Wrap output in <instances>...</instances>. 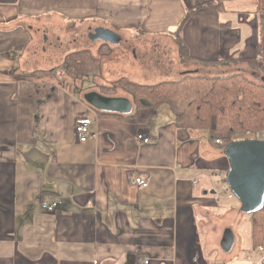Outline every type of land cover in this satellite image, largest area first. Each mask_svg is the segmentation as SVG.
<instances>
[{
	"label": "crops",
	"instance_id": "crops-1",
	"mask_svg": "<svg viewBox=\"0 0 264 264\" xmlns=\"http://www.w3.org/2000/svg\"><path fill=\"white\" fill-rule=\"evenodd\" d=\"M212 1L0 0V264H264L252 216L217 194L229 162L209 132L178 128L166 105L137 108L122 89L104 92L120 80L154 86L201 71L239 74L232 60L264 48V0L200 8ZM97 28L126 41L118 60L94 54ZM67 30L74 47L63 58ZM180 43L194 60L223 63H184ZM81 51L101 62L97 75L73 85L63 64L47 66ZM90 77L94 85L84 88ZM27 87L53 95L30 97L21 93ZM89 92L126 98L133 111L98 112L84 101ZM83 117L94 120L93 134L79 142L74 127ZM141 132L152 145L137 141ZM137 177L148 185L135 186ZM44 199L62 206L47 213ZM228 230L235 243L226 253Z\"/></svg>",
	"mask_w": 264,
	"mask_h": 264
},
{
	"label": "trees",
	"instance_id": "trees-1",
	"mask_svg": "<svg viewBox=\"0 0 264 264\" xmlns=\"http://www.w3.org/2000/svg\"><path fill=\"white\" fill-rule=\"evenodd\" d=\"M220 7L221 2L217 0L200 8ZM192 13L193 11L188 13L185 21ZM180 49L184 63L191 61L205 66L223 63L194 60L182 43ZM232 62L246 63L254 69L264 71V48H258V55L254 59ZM66 64L68 71L77 77L94 76L101 70L99 60L88 51L69 55ZM116 88L128 92L137 108L168 106L175 116L178 128L208 131L212 141H223V149L234 141L257 140L256 136L264 131V85L253 83L242 75L215 78L193 75L154 86H140L120 80L113 88H105L104 92H113ZM52 91L50 88L27 87L21 93L39 98L53 95ZM252 222L254 245L256 248L264 246V207L252 215Z\"/></svg>",
	"mask_w": 264,
	"mask_h": 264
},
{
	"label": "water",
	"instance_id": "water-1",
	"mask_svg": "<svg viewBox=\"0 0 264 264\" xmlns=\"http://www.w3.org/2000/svg\"><path fill=\"white\" fill-rule=\"evenodd\" d=\"M93 41L111 46H126V41L117 32L97 28L91 34ZM264 85V78L261 79ZM84 101L101 113L129 115L133 111L130 100L120 97H108L98 92L85 94ZM224 156L229 162L226 184L240 204V212L254 215L264 207V140H239L225 146ZM235 243L233 233H224L221 247L230 252Z\"/></svg>",
	"mask_w": 264,
	"mask_h": 264
},
{
	"label": "rangeland",
	"instance_id": "rangeland-1",
	"mask_svg": "<svg viewBox=\"0 0 264 264\" xmlns=\"http://www.w3.org/2000/svg\"><path fill=\"white\" fill-rule=\"evenodd\" d=\"M56 32L57 31H54V32L52 31L51 33H52V35H55L54 33H56ZM67 32L68 33L62 32V35L64 37V40H63L64 43L61 46V48H62L61 50L63 52V58H64V56L66 54H69L72 51L73 47H74V45L71 44V38H70L71 37V34L74 35V32L73 31H70V30L69 31L67 30ZM54 38L55 39L53 41L55 42L56 36ZM88 43H90V42H88ZM48 48H49V53L53 54L54 53L53 48L52 47H48ZM91 48L94 51V54H96V52H98V53H100L101 56H104L106 54L109 55V53H111V54H113V57L112 58H116V60L119 59L120 54H123V53H121L122 52V49L119 46H113L112 47V46H109V45H105V44L101 43L100 41L94 42V44L92 45ZM99 49H100V51H99ZM156 54L157 53L154 52V53H152L150 55V57L151 56L152 57H155ZM104 57H106V56H104ZM110 62L111 63H118L117 61H110ZM99 63L101 64L100 61H99ZM61 64H63V67H66V74H65V77H64L65 80L70 81V84L72 83V80H73V85H75V83H76L74 81H80L81 80L80 79L81 77L79 78L75 74H73L72 72L68 71L67 64H66L65 60L62 59L61 61H57V60L51 61V59L49 58L48 61H47V66L50 69L56 68V67L60 66ZM237 64L239 65L238 66V69H239V72H238L239 74L238 75L244 76L245 78H247L249 81H251L253 83L263 84L261 79L264 78V71H262V70L260 71L258 69H254L253 67H251L250 65H248L246 63H237ZM160 68H162V66ZM190 69L193 70V68H190ZM190 69L187 68V67L185 68L186 71H188ZM149 70H151V69H147V71H149ZM147 71H144V72H147ZM207 73H210V72L209 71H201L200 73H197V75L198 74L199 75H208ZM109 74L111 76L113 74V71L110 72ZM213 75H214V73H213ZM223 75L225 76L226 74H223ZM90 78H92V79H89L88 80L89 82H85L84 83V88L91 87V86L94 85L93 84V77H90ZM118 89L121 90L122 88H118ZM121 91H123V89ZM124 92H126V91L124 90ZM126 93H128V92H126ZM106 94H108V95H114L115 94L116 95L118 93H116V92L113 91V92H108ZM256 137L258 138L257 140H264V131L261 132V133H259L258 136H256ZM235 203H237V205H238L239 202H238L237 199H235Z\"/></svg>",
	"mask_w": 264,
	"mask_h": 264
},
{
	"label": "built area",
	"instance_id": "built-area-1",
	"mask_svg": "<svg viewBox=\"0 0 264 264\" xmlns=\"http://www.w3.org/2000/svg\"><path fill=\"white\" fill-rule=\"evenodd\" d=\"M94 124V120L89 118V117H83V118H78L75 122V127H74V132L77 140L79 142L86 141L90 136H92L93 131H92V126ZM137 141L143 145H152L153 141L148 138L144 133H139L137 135ZM215 143L217 145H223V142L221 140H216ZM211 177H217V175H212ZM135 186L139 188L146 187L148 185V180L143 177H137L134 180ZM217 194L218 195H223L226 196L229 200L235 199L234 194L231 192L230 188L226 184L225 178L220 182H217ZM62 206V202L58 199L56 200H49V199H44L41 202V208L47 213H54L57 211L60 207ZM254 251H257L261 254L264 255V246H258L255 248ZM248 260L252 261V253L249 254ZM141 263L143 264H149V261H142ZM260 263V262H259ZM257 263V264H259Z\"/></svg>",
	"mask_w": 264,
	"mask_h": 264
}]
</instances>
